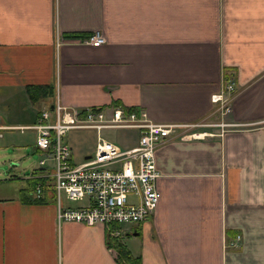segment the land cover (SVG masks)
Here are the masks:
<instances>
[{
	"label": "crops",
	"instance_id": "obj_1",
	"mask_svg": "<svg viewBox=\"0 0 264 264\" xmlns=\"http://www.w3.org/2000/svg\"><path fill=\"white\" fill-rule=\"evenodd\" d=\"M96 31L105 44L57 43ZM228 80L223 116L213 95ZM30 85L54 94L32 100ZM58 98L183 125L157 148L156 211L122 238L140 264H264V0H0V137L32 130L14 146L36 149L21 127ZM23 180L0 198V264H121L104 224L59 223Z\"/></svg>",
	"mask_w": 264,
	"mask_h": 264
},
{
	"label": "built area",
	"instance_id": "obj_2",
	"mask_svg": "<svg viewBox=\"0 0 264 264\" xmlns=\"http://www.w3.org/2000/svg\"><path fill=\"white\" fill-rule=\"evenodd\" d=\"M58 38V45L68 41L101 46L107 41L101 31L86 37ZM234 90L235 82L228 80L213 95V101L221 104L223 116L232 111L229 96ZM219 125L224 128L231 123ZM181 127L156 123L145 110L127 111L121 106L82 109L67 106L58 98L53 109L43 110L35 124L21 127L36 131L35 147L45 156L25 177L35 182L31 196L45 203L52 201L59 223L104 224L109 237L122 239L156 211L160 200L157 148ZM106 128H136L140 132L138 144L122 148L102 136ZM78 129L98 132L93 152L80 162H76L68 138L72 130ZM65 200L84 203L74 207L66 205Z\"/></svg>",
	"mask_w": 264,
	"mask_h": 264
},
{
	"label": "rangeland",
	"instance_id": "obj_3",
	"mask_svg": "<svg viewBox=\"0 0 264 264\" xmlns=\"http://www.w3.org/2000/svg\"><path fill=\"white\" fill-rule=\"evenodd\" d=\"M4 133L5 136L3 138L0 137V198L19 192L22 187L27 186L23 178L30 174L34 168L38 167L40 160L45 157L40 151L34 148L33 144L23 146L21 149H18L16 147L17 145L14 146L17 143L15 140L26 142L32 139L34 134L32 130H27L24 133H21L19 130L3 131ZM102 136L118 143V132L116 129H106L103 131ZM68 138L75 152L74 158L76 162L82 161V157H84L78 152L80 147H83V145L89 147L96 145V134L93 131L82 129L72 130L68 134ZM11 139L13 141L9 142ZM12 161L14 165L10 164ZM12 177L17 178L12 179ZM82 203L84 202H70L69 200H65L66 205H72L74 207Z\"/></svg>",
	"mask_w": 264,
	"mask_h": 264
},
{
	"label": "trees",
	"instance_id": "obj_4",
	"mask_svg": "<svg viewBox=\"0 0 264 264\" xmlns=\"http://www.w3.org/2000/svg\"><path fill=\"white\" fill-rule=\"evenodd\" d=\"M86 36H90V34H70L68 35V37H72V38H78V37H86ZM29 97L32 100H37L40 97H45V96H53L54 94V90L52 91V88H48L46 86H36V85H30L27 88ZM44 92V93H43ZM29 186L27 189H25V197H28L27 194H29L31 196V191L33 189V186L35 184V182L33 180H29ZM32 197V196H31ZM33 202H37V203H45L42 200H32ZM109 240L111 241V246L114 247L115 249H117L118 253H119V263L121 264H140V260L139 258H134L132 257L131 253L128 251L127 246L124 244L123 240L120 238H112L109 237Z\"/></svg>",
	"mask_w": 264,
	"mask_h": 264
}]
</instances>
